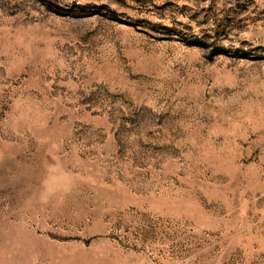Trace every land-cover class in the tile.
Returning <instances> with one entry per match:
<instances>
[{"label": "rangeland", "instance_id": "obj_1", "mask_svg": "<svg viewBox=\"0 0 264 264\" xmlns=\"http://www.w3.org/2000/svg\"><path fill=\"white\" fill-rule=\"evenodd\" d=\"M0 264H264V0H0Z\"/></svg>", "mask_w": 264, "mask_h": 264}]
</instances>
